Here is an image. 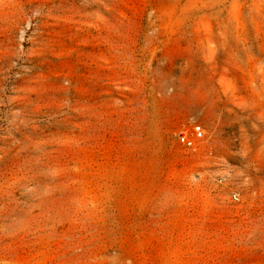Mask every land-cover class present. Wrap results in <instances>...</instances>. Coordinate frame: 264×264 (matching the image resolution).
Segmentation results:
<instances>
[{
  "label": "rangeland",
  "instance_id": "rangeland-1",
  "mask_svg": "<svg viewBox=\"0 0 264 264\" xmlns=\"http://www.w3.org/2000/svg\"><path fill=\"white\" fill-rule=\"evenodd\" d=\"M0 264H264V0H0Z\"/></svg>",
  "mask_w": 264,
  "mask_h": 264
},
{
  "label": "built area",
  "instance_id": "built-area-1",
  "mask_svg": "<svg viewBox=\"0 0 264 264\" xmlns=\"http://www.w3.org/2000/svg\"><path fill=\"white\" fill-rule=\"evenodd\" d=\"M204 131L201 126H194L190 135L186 132L178 135L179 144L187 149H194L196 140L203 138Z\"/></svg>",
  "mask_w": 264,
  "mask_h": 264
}]
</instances>
